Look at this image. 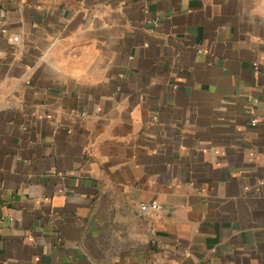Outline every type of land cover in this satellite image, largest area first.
Instances as JSON below:
<instances>
[{"label": "crops", "instance_id": "crops-1", "mask_svg": "<svg viewBox=\"0 0 264 264\" xmlns=\"http://www.w3.org/2000/svg\"><path fill=\"white\" fill-rule=\"evenodd\" d=\"M0 264H264V0H0Z\"/></svg>", "mask_w": 264, "mask_h": 264}]
</instances>
